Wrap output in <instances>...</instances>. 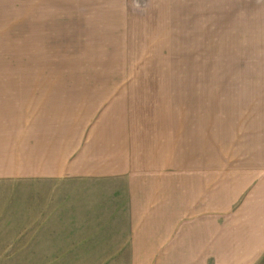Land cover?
<instances>
[{
	"label": "rangeland",
	"instance_id": "rangeland-1",
	"mask_svg": "<svg viewBox=\"0 0 264 264\" xmlns=\"http://www.w3.org/2000/svg\"><path fill=\"white\" fill-rule=\"evenodd\" d=\"M22 117L30 137L25 149L34 154L38 141L40 150L46 141L78 146L83 133L91 151L90 132L97 138L109 124L120 132V208L127 215L164 201L150 202L146 184L133 195L127 180L138 172L151 180L166 174L170 204L183 197V184L192 186V215L211 214L213 199L203 193L219 178L222 193L243 179L233 211L264 179V0H0V264H51L43 234L67 231L63 215L72 207H91L68 188L69 178L35 171L21 177ZM130 135L125 162L121 150ZM137 140L153 151L162 146L173 158L169 166L164 153L156 165L153 157L135 165ZM221 200L222 212L230 211ZM64 250L53 263H84ZM226 255L220 264H234ZM243 262L264 264V250L237 261Z\"/></svg>",
	"mask_w": 264,
	"mask_h": 264
},
{
	"label": "crops",
	"instance_id": "crops-1",
	"mask_svg": "<svg viewBox=\"0 0 264 264\" xmlns=\"http://www.w3.org/2000/svg\"><path fill=\"white\" fill-rule=\"evenodd\" d=\"M23 123H26V118L22 117L21 177L34 176L29 173L35 171L37 176H42L43 172L44 176H51L52 179L69 178L71 181L68 188L76 189L78 194L83 193L85 207H91L90 211L80 213L77 212V207L81 208L80 204L72 207L69 215H63V221H67V231L53 229L43 234L47 238L40 241L52 248L46 256L48 260H52L51 264H55L53 262L57 260V252L62 245L67 249L64 251L70 259L84 261L82 264H207L210 259L220 264L222 252L227 254L230 261L238 264L237 261L250 260L253 253L264 250V179L259 181L243 205L239 208L236 206L231 211V206L243 194L242 189L246 188L244 186L246 181L242 182L243 179L239 182L231 181L227 191L222 193L219 178L212 190L207 188L203 193L204 197L213 199L211 214L192 215L194 212L190 211L194 208L190 205L187 194L192 186L183 184L185 189L183 197L170 204V198L173 197L172 182L167 175L158 176L156 179L154 175L151 180L150 177L138 172L136 176L130 175L127 180V187L135 189L133 195L140 196L137 189L146 184L144 196L151 197L150 202L154 201V204L159 202L161 196L164 197V201L160 206L154 205L149 211V207H144L142 215L129 212L127 215L124 213L123 203L120 208V188L124 181L120 177L125 174V168L120 169V132L113 133L114 127L111 124L104 126L105 132L99 134L97 138L90 132L88 137L90 136L91 141L95 139V148H91V151L86 148V142L82 144L81 133L78 146L75 141L67 147L59 148L57 141H46L43 143V150H40L38 141V148L34 154L25 149L24 142L30 137ZM73 128L70 127L69 130ZM80 132L81 127L77 133L70 131L67 134ZM131 136L126 139L127 146L121 150L125 162L131 149ZM90 143L87 141V146ZM146 145L144 141H135L133 151H139L133 161L135 165L141 164L148 157H153V164L156 165L158 154L164 153L163 164L169 166L173 158L163 152L165 149L162 146L154 148L153 151L150 142ZM218 150H215V154L217 153L219 158ZM87 151H94L93 157H89ZM29 155L37 156L36 159L31 158L36 162H30ZM105 159L107 164L103 165ZM231 171L236 173V169ZM89 195L96 198L90 202ZM199 197L202 198L198 195L197 199ZM222 197L230 202L228 207L230 211H225V208V214L221 207ZM131 209L135 211L133 201ZM203 209L202 207L201 210ZM183 212L184 215H181ZM162 213L165 215H160ZM45 219L59 221L60 215H38L39 221ZM65 243L67 247H64ZM89 260L92 262L88 263Z\"/></svg>",
	"mask_w": 264,
	"mask_h": 264
}]
</instances>
